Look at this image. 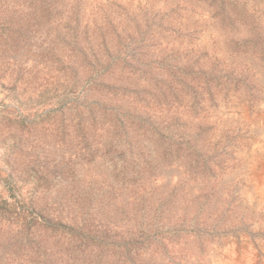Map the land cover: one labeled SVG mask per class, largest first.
I'll use <instances>...</instances> for the list:
<instances>
[{"label": "rangeland", "instance_id": "obj_1", "mask_svg": "<svg viewBox=\"0 0 264 264\" xmlns=\"http://www.w3.org/2000/svg\"><path fill=\"white\" fill-rule=\"evenodd\" d=\"M263 107L264 0H0V264L263 262Z\"/></svg>", "mask_w": 264, "mask_h": 264}, {"label": "bare ground", "instance_id": "obj_2", "mask_svg": "<svg viewBox=\"0 0 264 264\" xmlns=\"http://www.w3.org/2000/svg\"><path fill=\"white\" fill-rule=\"evenodd\" d=\"M262 110L263 111L259 110L260 112H254V111L250 112L249 108H248V111L246 109H243L239 114L235 113V114L229 115V118L232 120H236V121H238V123L240 122V123L244 124L245 126L249 127L251 129L252 134H253V137L250 140V154H248L249 157H248V159H246L244 161V163L238 169L236 168L237 170L235 172L236 174L241 175L244 178V180H246V184L243 187L242 192L239 195L240 202L243 204L249 205V207L250 206L254 207L255 210L257 209V210L264 211V107ZM248 145H249V143H248ZM245 149H247V147ZM230 178H231V174H230ZM244 241H247V240H244ZM240 244H242V243H240ZM243 247H244V245H243ZM248 253H249V251H248ZM238 257L242 263L245 261V254L244 255L240 254V256H238ZM257 260H259V259H257ZM253 262H255V261H253ZM256 263H257V261H256ZM259 264H264V259H263V262H261Z\"/></svg>", "mask_w": 264, "mask_h": 264}]
</instances>
